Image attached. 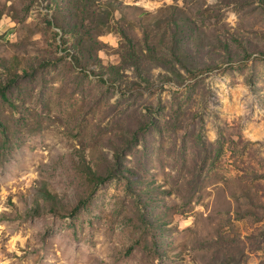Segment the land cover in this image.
Wrapping results in <instances>:
<instances>
[{
	"label": "rangeland",
	"instance_id": "obj_1",
	"mask_svg": "<svg viewBox=\"0 0 264 264\" xmlns=\"http://www.w3.org/2000/svg\"><path fill=\"white\" fill-rule=\"evenodd\" d=\"M77 1L0 0V264H264V0Z\"/></svg>",
	"mask_w": 264,
	"mask_h": 264
},
{
	"label": "trees",
	"instance_id": "obj_2",
	"mask_svg": "<svg viewBox=\"0 0 264 264\" xmlns=\"http://www.w3.org/2000/svg\"><path fill=\"white\" fill-rule=\"evenodd\" d=\"M82 4L84 6V12L89 13V10L86 8L87 6H89V8L91 7V5L95 2V0H81ZM55 2H57V0H55ZM68 5H74L76 4V2H78L77 0H67ZM122 9V8H121ZM105 17V13L103 15ZM175 24V23H174ZM171 47L168 48L171 51V54L173 55V58L175 61L170 60L167 62V64H170V67H167L166 70H172L171 65H176L178 64V66H180L183 70L188 71L189 68H193L196 70H203L205 67V64L203 63V61L201 62L198 58V56H194V54L191 51V48H188V44L186 45V49L183 47L184 45H182L179 40H177L176 38H172L171 39ZM190 44H193L195 49L198 50V46L196 45V42H192ZM201 50V49H200ZM224 52L227 53H231L230 48L225 45L222 49ZM133 56L135 55L134 53H132ZM198 54V52H197ZM141 60H139L138 58H136V66L138 68V64ZM176 62V63H175ZM0 94H2V91L0 90ZM82 172L84 174V176L86 177V179L88 180V182L92 185H94L95 187L99 184H103L104 182L107 181L108 176L109 175H98L95 171H93L90 167L88 166H83ZM46 200L50 201L53 199V197L47 193L46 195Z\"/></svg>",
	"mask_w": 264,
	"mask_h": 264
}]
</instances>
